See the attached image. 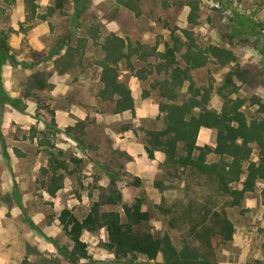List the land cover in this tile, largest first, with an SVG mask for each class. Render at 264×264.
Segmentation results:
<instances>
[{
	"label": "rangeland",
	"instance_id": "374dc122",
	"mask_svg": "<svg viewBox=\"0 0 264 264\" xmlns=\"http://www.w3.org/2000/svg\"><path fill=\"white\" fill-rule=\"evenodd\" d=\"M10 106L40 158L23 147L16 168L38 179L13 189L0 161V264H168L162 253L117 257L105 228L76 245L63 218L99 205L126 220L138 199L141 229L177 251L264 264V179L242 192L264 155V0H0V156ZM203 114L239 128L247 157L236 163L209 119L192 146L175 139L171 120L194 133Z\"/></svg>",
	"mask_w": 264,
	"mask_h": 264
},
{
	"label": "trees",
	"instance_id": "16d2710c",
	"mask_svg": "<svg viewBox=\"0 0 264 264\" xmlns=\"http://www.w3.org/2000/svg\"><path fill=\"white\" fill-rule=\"evenodd\" d=\"M104 74L106 76L108 72L105 71ZM163 90L167 94L172 93L166 83L163 84ZM192 106L191 101L187 102L185 111H190ZM170 117L173 118L174 114L171 113ZM207 119L211 121L207 125L216 127L219 130L221 139H229L231 141L230 152L234 156L236 163L247 157L250 151L249 146H247L248 138H245L243 145L236 144L239 128L227 122L224 116H212V119H210L206 114L201 115V117L194 120V127H196L194 133L183 129L181 125L177 126L173 119L170 123L171 129L175 131V139L184 140L187 146H192L200 123L206 124L203 121ZM180 120L182 124H187L183 117H180ZM242 150L246 152L244 156H240V151ZM247 172L242 192L253 190L256 182L264 179V155L261 156L258 163H251L247 168ZM235 178L239 180V174ZM123 210L126 220L123 219L119 212H101L99 205H95L90 214L83 220L71 215L68 211L63 212V218L69 217L66 226L71 227L70 235L76 245H82L81 235L84 230L105 228L109 237L107 245L117 257L142 254L149 259H155L162 253L168 264H209L206 256L201 257L196 253L187 254L191 250L188 247L179 252L169 242L165 243V240L155 237L151 232L142 230L141 225L149 219V214L142 210V203L139 199L133 205L126 204Z\"/></svg>",
	"mask_w": 264,
	"mask_h": 264
},
{
	"label": "crops",
	"instance_id": "0c3cea01",
	"mask_svg": "<svg viewBox=\"0 0 264 264\" xmlns=\"http://www.w3.org/2000/svg\"><path fill=\"white\" fill-rule=\"evenodd\" d=\"M10 110L5 111V115L6 118L5 120H9V123L7 126H5V128H7V136H9L8 138L11 140V144H9L8 146H3L2 151H1V156H0V161L1 162H6V159L8 162H10V167H8L5 171H3V173L1 174V178L6 181L8 187H10V189H13L15 183L13 182V180L15 179H27V180H31V182L33 184L36 183L37 179H38V173L35 171V169H32L29 172H18L15 163H18L19 161H21V159L26 160L28 157H30V154H28V152L23 148L26 147V145H30V147H32V149L35 150V153L31 156V162H33L34 160V164L36 165L38 163V159L40 158V156L38 155V136L35 137V142H31V140L29 139V135L27 134L26 130H23L25 128H23L20 124V122H17V120H15L13 118V114H16L17 111L15 110V107L10 106L9 107ZM20 110V109H18ZM72 109L68 110V111H63V110H58L57 111V115L58 118L62 119L64 114H67L68 116L70 115V113H72V117L74 116ZM29 129V128H28ZM19 132L22 133L23 137H19L18 134ZM1 135V132H0ZM20 135V134H19ZM28 136V137H27ZM41 139V138H39ZM30 141V142H28ZM5 152V153H4ZM3 154H6L3 157ZM34 158V159H33ZM15 167H14V166ZM36 185V184H35ZM38 186V185H37ZM37 186H34V193L39 194L43 192L42 188H38ZM27 186H23L20 185L18 188L16 187V191H19L20 194H24L25 196H27L28 194V190H27ZM33 192V191H30ZM45 193L48 194L47 191H45ZM15 209H16V205H15ZM16 211V210H15ZM38 214L35 213V220L38 221L37 218ZM3 218H0V241H6L7 239V232L8 230H6L7 227L4 226L3 223ZM23 223L25 224V222L23 221Z\"/></svg>",
	"mask_w": 264,
	"mask_h": 264
}]
</instances>
